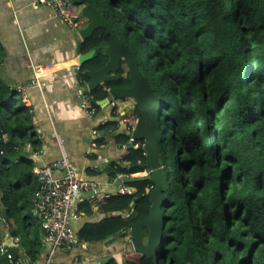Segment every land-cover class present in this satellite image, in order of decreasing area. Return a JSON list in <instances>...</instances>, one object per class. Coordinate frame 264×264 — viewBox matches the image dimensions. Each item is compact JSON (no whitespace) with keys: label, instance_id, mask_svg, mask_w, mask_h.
Here are the masks:
<instances>
[{"label":"trees","instance_id":"trees-1","mask_svg":"<svg viewBox=\"0 0 264 264\" xmlns=\"http://www.w3.org/2000/svg\"><path fill=\"white\" fill-rule=\"evenodd\" d=\"M67 1L72 16L85 4L97 8L161 102L160 123L172 157L169 161L164 144L161 162L171 171L175 167L177 177L169 180L166 192L158 264H264V0ZM108 41L100 29L79 45L81 54L95 51L79 68L84 85L85 71L106 64ZM116 74L117 81L89 93L95 110L109 89L129 86L125 68ZM15 92L0 79L2 216L20 222L24 235L34 234L25 256L16 248L10 253L14 261L35 264L42 229L39 220V227L33 226L32 213L39 184L34 162L19 156V150L29 144L35 151L39 140ZM123 122L132 130L136 110ZM115 139L126 145L124 163L134 167L115 164L110 176L142 172L136 165L145 163L143 142L129 143L128 134ZM127 186L134 189L131 194L100 202L98 210L107 217L76 233L82 243L129 233L147 216L151 184ZM124 264H154V259L128 251Z\"/></svg>","mask_w":264,"mask_h":264},{"label":"crops","instance_id":"crops-1","mask_svg":"<svg viewBox=\"0 0 264 264\" xmlns=\"http://www.w3.org/2000/svg\"><path fill=\"white\" fill-rule=\"evenodd\" d=\"M85 26L86 20L81 13L76 25L69 27L51 8L36 0H0V79L17 90L31 81L34 66H51L49 73L40 78L41 87L30 88L26 92V105L21 103L17 92L14 94L15 99L19 97V104L27 109L29 125L39 140L37 150L22 146L19 156L31 159L36 166L65 156L82 180L97 184V196L91 200L86 195L81 197V213L71 222L75 233L84 225L107 217L98 210L99 204L109 196L120 194L121 188H131L123 183L122 178L138 177L146 172L118 173L115 178L110 176L111 167L114 168L115 164L132 168L123 161L126 145H120L115 137L130 136L131 130L127 131L123 118L131 116L135 107L131 99H125L103 100L93 113L82 108L84 99L81 93L88 91L87 83H81L77 69L81 66L78 59L82 43L78 33ZM131 189L133 192L134 189ZM85 208L89 213L84 212ZM3 210L0 194V239L9 252L16 248L19 255L25 256V249L34 234L24 235L21 227L17 228L21 226L20 222L13 224L4 218ZM32 224L39 227L36 217L32 219ZM15 231L16 236L11 233ZM41 232L39 228L37 235L41 240V249L35 264H42L51 250ZM83 245L81 248L56 250L54 264H72L77 259L85 264H104L110 259L124 264V254L133 251L130 236L124 233L102 242ZM4 259L5 256L0 254V264H9Z\"/></svg>","mask_w":264,"mask_h":264},{"label":"water","instance_id":"water-1","mask_svg":"<svg viewBox=\"0 0 264 264\" xmlns=\"http://www.w3.org/2000/svg\"><path fill=\"white\" fill-rule=\"evenodd\" d=\"M81 15L86 20L85 28L78 33L81 42L92 37L94 32L100 29L109 36L106 45L108 56L106 64L100 70L84 72V75L88 77L86 84L88 93L94 92L106 83L117 81L119 77L116 73L121 68H125L128 73L129 86L109 89L104 100L131 99L134 102L136 122L131 130L130 138L132 141L141 140L143 142L142 148L145 156V163L136 165V167L150 170V173L138 177H124L122 181L126 185L149 182L151 190L148 194L150 206L147 216L135 223L129 230L130 244L134 252L151 256L154 264H158V249L162 247L165 230L163 211L171 171L165 165V161L161 162V150L166 142L160 123L161 102L148 79L138 68L133 54L113 32L97 8L91 4H85L81 9ZM94 53L95 51L92 50L81 54L78 59L79 65L89 60ZM131 167L134 166L131 165Z\"/></svg>","mask_w":264,"mask_h":264},{"label":"built area","instance_id":"built-area-1","mask_svg":"<svg viewBox=\"0 0 264 264\" xmlns=\"http://www.w3.org/2000/svg\"><path fill=\"white\" fill-rule=\"evenodd\" d=\"M38 3L52 9L67 26L74 27L77 22V16H72L67 11V0H36ZM79 71V67H77ZM51 70L50 65H39L33 67L31 81L18 87L17 92L21 96V103L26 105V92L30 88H40V78L45 76ZM83 109L93 113L95 111L91 106L88 92H82ZM27 146H30L27 144ZM33 174L39 184V188L34 193L33 212L39 220L44 240L49 244L51 250L42 264H54V254L56 250H69L76 247H84L77 234L71 227V222L76 220L80 213L82 204L81 197L91 200L97 196V184L91 181H84L80 178L78 172L71 166L67 157L50 162L43 166L33 167ZM56 173L59 175L56 176ZM147 170L144 175H149ZM120 194H131L132 189L123 187ZM2 220V219H1ZM126 232H124L125 234ZM128 237L130 236L127 233ZM0 254L5 256L9 264H22V260L14 261L12 254L0 239ZM23 264H27L23 262ZM72 264H85L81 259L75 260Z\"/></svg>","mask_w":264,"mask_h":264},{"label":"rangeland","instance_id":"rangeland-1","mask_svg":"<svg viewBox=\"0 0 264 264\" xmlns=\"http://www.w3.org/2000/svg\"><path fill=\"white\" fill-rule=\"evenodd\" d=\"M16 100H17V105H19V97L18 96L16 97ZM217 138H218V136H217ZM165 150L168 151V159L170 161L172 159V157L171 156L169 157V150H170L169 141L165 142ZM174 171L176 172L175 167H173V170L170 173V176H169L170 179H172L173 177H177V174L175 175ZM177 183H178V181L176 183H174V184L171 183V184H173L172 187H175ZM125 235L127 236V233H125Z\"/></svg>","mask_w":264,"mask_h":264},{"label":"clouds","instance_id":"clouds-1","mask_svg":"<svg viewBox=\"0 0 264 264\" xmlns=\"http://www.w3.org/2000/svg\"><path fill=\"white\" fill-rule=\"evenodd\" d=\"M78 17V16H77ZM143 171H145V170H142V172H140V173H144ZM146 171H147V169H146Z\"/></svg>","mask_w":264,"mask_h":264}]
</instances>
